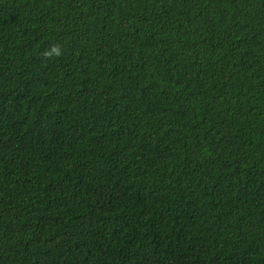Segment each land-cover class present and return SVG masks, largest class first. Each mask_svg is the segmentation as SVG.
Segmentation results:
<instances>
[{
  "label": "trees",
  "instance_id": "obj_1",
  "mask_svg": "<svg viewBox=\"0 0 264 264\" xmlns=\"http://www.w3.org/2000/svg\"><path fill=\"white\" fill-rule=\"evenodd\" d=\"M0 264H264V0H0Z\"/></svg>",
  "mask_w": 264,
  "mask_h": 264
},
{
  "label": "clouds",
  "instance_id": "obj_2",
  "mask_svg": "<svg viewBox=\"0 0 264 264\" xmlns=\"http://www.w3.org/2000/svg\"><path fill=\"white\" fill-rule=\"evenodd\" d=\"M63 54L62 48L59 44L52 45L50 50H45L44 53H42V56L44 59L49 60L53 57H60Z\"/></svg>",
  "mask_w": 264,
  "mask_h": 264
}]
</instances>
